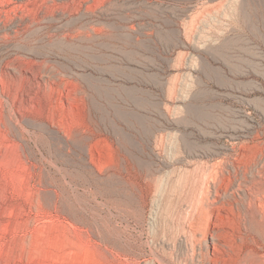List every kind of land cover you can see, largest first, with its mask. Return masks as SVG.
Here are the masks:
<instances>
[{
    "label": "rangeland",
    "instance_id": "obj_1",
    "mask_svg": "<svg viewBox=\"0 0 264 264\" xmlns=\"http://www.w3.org/2000/svg\"><path fill=\"white\" fill-rule=\"evenodd\" d=\"M232 137L264 142V0H0V264H185L164 147Z\"/></svg>",
    "mask_w": 264,
    "mask_h": 264
},
{
    "label": "bare ground",
    "instance_id": "obj_2",
    "mask_svg": "<svg viewBox=\"0 0 264 264\" xmlns=\"http://www.w3.org/2000/svg\"><path fill=\"white\" fill-rule=\"evenodd\" d=\"M231 139L222 152H196L200 142L189 138L164 147L177 161L182 145L195 156L152 185V225L167 224L163 246L185 251V264H264V142Z\"/></svg>",
    "mask_w": 264,
    "mask_h": 264
}]
</instances>
